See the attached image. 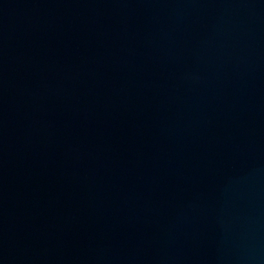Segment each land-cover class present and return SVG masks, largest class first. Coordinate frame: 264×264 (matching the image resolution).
I'll return each mask as SVG.
<instances>
[{
	"label": "water",
	"instance_id": "water-1",
	"mask_svg": "<svg viewBox=\"0 0 264 264\" xmlns=\"http://www.w3.org/2000/svg\"><path fill=\"white\" fill-rule=\"evenodd\" d=\"M0 264H264V0H0Z\"/></svg>",
	"mask_w": 264,
	"mask_h": 264
}]
</instances>
